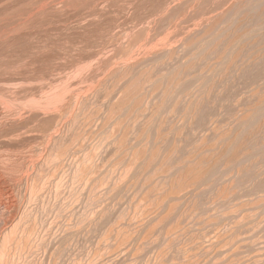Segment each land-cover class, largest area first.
Segmentation results:
<instances>
[{"label": "rangeland", "instance_id": "obj_1", "mask_svg": "<svg viewBox=\"0 0 264 264\" xmlns=\"http://www.w3.org/2000/svg\"><path fill=\"white\" fill-rule=\"evenodd\" d=\"M237 1L0 0V264H264V0Z\"/></svg>", "mask_w": 264, "mask_h": 264}, {"label": "bare ground", "instance_id": "obj_2", "mask_svg": "<svg viewBox=\"0 0 264 264\" xmlns=\"http://www.w3.org/2000/svg\"><path fill=\"white\" fill-rule=\"evenodd\" d=\"M141 1H143V0H141ZM235 1H237V0H235ZM239 1H240V0H239ZM164 2H165V1H164ZM237 2H238V1H237ZM241 2H243V1H241ZM140 3H141V2H140ZM132 4L134 5V3H132ZM165 4H167V3H165ZM157 5H158V4H157ZM139 6H140V5H139ZM158 6H159V5H158ZM163 6H165V5H163ZM163 6H162V7H163ZM129 7H130V6H129ZM140 7H141V6H140ZM162 7H161V8H162ZM157 8H159V7H157ZM127 9H128V8H127ZM104 10H105V9H104ZM159 10H160V9H159ZM165 11H166V10H165ZM159 12H161V10H160ZM99 15H100V14H99ZM164 15H165V14H164ZM256 29H257V28H256ZM256 29H255V30H256ZM258 29H259V28H258ZM260 29H261V28H260ZM261 32H262V30H261ZM252 33H253V32H252ZM263 33H264V32H263ZM254 35H255V34H254ZM254 35H253V36H254ZM263 36H264V34H263ZM256 37H257V36H256ZM261 37H262V36H261ZM262 38H263V37H262ZM251 39H252V38H251ZM251 39H250V40H251ZM255 39H256V38H255ZM257 41H258V40H257ZM249 42H250V41H249ZM253 42L255 43V41H253ZM258 42H259V41H258ZM145 43H146V42H145ZM259 43H260V42H259ZM254 45H255V44H254ZM249 46H250V45H249ZM249 50H250V49H249ZM33 91H34V90H33ZM25 92H26V91H25ZM0 93H1V92H0ZM36 93H38V92H36ZM57 93H58V92H57ZM22 94H24V93H22ZM28 96H30V95H28ZM48 97H49V96H48ZM50 97H52V95H51ZM52 98H53V97H52ZM54 98H55V96H54ZM54 98H53V102H54ZM48 100H49V99H48ZM48 102H49V101H48ZM50 102H51V99H50ZM46 106H47V105H46ZM0 172H1V171H0ZM1 173H2V172H1ZM3 175H4V174H3ZM10 194H11V193H10ZM11 202H12V201H11ZM8 226H9V225H8ZM13 227H14V226H13ZM12 230H14V229H12ZM12 230H10V232H12ZM12 233H13V232H12ZM8 236H9V235H8ZM5 237H6V236H5ZM2 239H3V238H2ZM7 239H8V238H7ZM3 241H4V239H3ZM5 242H6V241H4V243H5ZM7 242H8V241H7ZM2 243H3V242H2ZM2 243H1V244H2ZM4 243H3V244H4ZM1 244H0V245H1ZM4 245H5V244H4ZM4 245H2V247H3ZM6 246H7V245H6ZM6 246L3 247V249L6 248ZM0 250H1V249H0ZM4 250H5V249H4ZM2 253H4V252H2ZM1 255H2V254H1Z\"/></svg>", "mask_w": 264, "mask_h": 264}]
</instances>
